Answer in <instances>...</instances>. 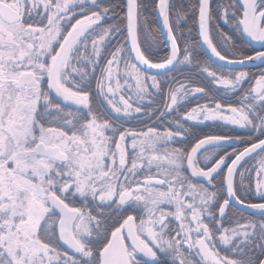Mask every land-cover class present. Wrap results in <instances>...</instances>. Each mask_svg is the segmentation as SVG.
<instances>
[{"label":"snow or ice","instance_id":"1","mask_svg":"<svg viewBox=\"0 0 264 264\" xmlns=\"http://www.w3.org/2000/svg\"><path fill=\"white\" fill-rule=\"evenodd\" d=\"M0 264H264V0H0Z\"/></svg>","mask_w":264,"mask_h":264}]
</instances>
